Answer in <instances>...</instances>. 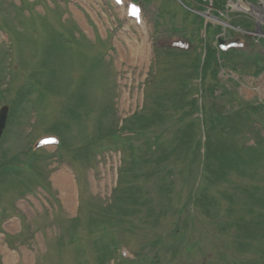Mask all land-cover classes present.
Returning <instances> with one entry per match:
<instances>
[{"label": "rangeland", "instance_id": "374dc122", "mask_svg": "<svg viewBox=\"0 0 264 264\" xmlns=\"http://www.w3.org/2000/svg\"><path fill=\"white\" fill-rule=\"evenodd\" d=\"M225 1V10L217 12L198 0H137L141 17L133 19L128 16L132 0L120 4L113 0H0V90L9 88L0 97V107L10 105L0 138V160L5 147L7 158L26 160L30 146L52 138L53 126L66 119L68 103L77 102L83 91L87 95L86 100L80 99L82 117L67 120L71 125L66 133L69 145L46 146L37 160L29 154L35 171L26 173L19 185L15 183L7 196H1L0 207L6 212L0 218V264H129L120 257L135 258L137 264L242 263L235 258L247 264L259 257L255 252H238L234 241L228 245L214 228L217 224L202 217L190 202L196 187V164L192 170L186 169L184 161L176 164L178 197L172 207L167 202L172 209L164 217L148 211L152 204L159 207L164 197L153 179L143 176L136 179L143 196L159 202L148 201V207L139 206L132 216H119L118 209L111 212L106 208L125 167L126 178L131 179L130 164L124 163L127 146L112 133L142 109L151 114L155 108L165 115V125L157 130L167 137L185 122L178 120L181 112L173 107L172 98L182 78L194 87L201 84L193 71L195 53L179 54L166 47L190 46V51H200L198 29L205 28V20L196 16L199 5L213 27L222 24L215 30L209 26L208 44L214 45L213 34L221 31L219 36L226 40L238 39L248 50L255 46L264 54L259 48L264 45L256 40L264 37L256 33L258 27L264 32V0ZM209 12L221 20L210 17ZM43 46L65 47L53 63L62 82L45 103L33 96V102L16 109L10 118L11 102L41 66ZM222 56L224 67L218 71L217 86H212L215 92L204 97L206 116L242 111L264 136V57L255 62L254 57L248 59L238 52ZM97 58L102 62L96 64ZM260 67V74H254ZM205 83H216L210 73ZM255 105L258 109L253 111ZM238 121L237 137L254 142L253 133ZM209 126L207 130H211ZM199 127L203 133L202 124ZM101 128L106 130L103 135ZM141 142L142 137H137L136 143ZM64 172L67 182L60 180ZM256 178L264 179V166ZM236 182L244 180L234 177ZM223 189L217 186L213 191L219 194ZM21 190L32 192L20 194ZM227 204L222 202L221 215L228 213ZM108 219L120 228L113 227L118 230L115 236ZM178 226V237L165 238L168 230ZM114 237L119 241L117 251Z\"/></svg>", "mask_w": 264, "mask_h": 264}, {"label": "trees", "instance_id": "16d2710c", "mask_svg": "<svg viewBox=\"0 0 264 264\" xmlns=\"http://www.w3.org/2000/svg\"><path fill=\"white\" fill-rule=\"evenodd\" d=\"M199 1L202 5L207 4L204 0ZM224 3V0H213V6L216 9H222ZM60 50L64 51L65 47L46 46L45 48L43 46L41 66L33 71L30 75V80L20 88L16 98L11 102L10 118L16 109L24 108L28 103L33 102V96L37 98L38 102L45 103L49 97L48 94L52 90L59 88L58 82H62L63 77L60 76L58 80V69L53 66V63L59 59ZM167 50L186 55L192 52L173 48H167ZM216 52L215 48L207 46V55L204 59L201 73L203 124L205 128L210 125L209 128L211 129L206 131L205 144L202 145L199 138L200 119L195 116L200 111L197 99L193 97L198 88L194 87L190 80L182 78L177 85V92L173 95L172 100L174 101L173 107L181 112L178 120H185V122L177 126L170 137L164 136L162 131L159 132L160 130H157L165 125L167 118L164 117L165 115H159V111L155 108L151 110V114L144 112V109L135 113L126 121L125 126L112 133V137L119 142H125L124 146H127V149L124 150V163L130 164L131 179L128 180L126 178L128 169L125 167L119 174L116 188L113 191V201L106 208L109 211L111 210V212L114 208L118 209L117 215L119 216H132L138 212L139 206L148 207V201L159 202L153 196H143L142 188L136 182L138 176H143L144 180L153 179L154 185L159 190H162L164 197L161 201L163 203H159V207H156V204H152L147 208L148 211L156 217H164L172 209L170 205L172 207L173 202H176V197H178V193L176 192V164L184 161L187 163L186 169L188 170H192L193 165L196 164V169L193 168L196 183L199 178L200 181L196 187L191 184L195 189L189 197L190 202H193L194 207L199 209L202 217H205L209 222L211 219L214 225L217 224V227L214 228L218 231L219 235L225 237L223 241H226L228 245L231 241H234L239 251L235 250L238 252H255L259 255V257L251 260V262L248 260L247 264H264V179L258 180L256 178L260 168L264 166V136L261 133L259 134L258 130H255V128H258L252 126V122L250 123L247 118L248 114L242 111L234 110L227 116L219 113L215 115V112H210L209 116H206L204 97L207 94L215 92L212 86H217L218 84V70L221 66ZM235 52L237 51L233 49L229 53H226V55L230 56ZM83 58H86V56ZM195 58L196 62L193 71L195 76H198V69L201 66V55L195 53ZM98 62L101 63L102 60L97 58L96 64ZM209 73L213 76L216 83L206 86V76ZM82 82H86V77L83 78ZM8 91V87L2 88L0 90V97ZM85 97L87 95H84L83 91L78 96L77 102L68 103L66 108L68 116L53 126L52 130L54 134L60 139V146L69 145L66 133L67 131L70 132L71 125L67 124V120L70 121L82 117L83 112L81 110L80 99L86 100ZM208 117L211 120L207 122ZM238 120L246 125L247 131L250 134L253 133V137H255L253 143L249 144L237 137ZM218 121H220V126H216ZM101 130V133L106 131L102 128ZM214 132H219L220 135L215 137L213 135ZM125 133H130L131 135H123ZM230 135L236 136L229 138L228 136ZM137 137H142L141 143L143 145L136 143ZM202 147L204 148L203 153L201 151ZM7 151L8 149L5 147L2 151L3 157L0 160V200L2 197L7 196L8 191L12 187H15V183V185L21 183L26 173L31 174L30 172L35 171L36 166L29 162V154L37 160L43 150L34 151L33 145H31L29 151L26 152V160L16 157L7 158ZM127 151H129L130 159L127 158ZM184 171L182 170V173ZM234 177L244 180V183H234ZM217 186L220 189H223L225 186L229 187L219 190L218 194L213 191ZM29 192L32 191L25 192L21 190L20 194H27ZM167 202L171 204L169 205ZM222 202L228 203L226 205L228 213L223 215L219 213ZM156 211L158 212V216L155 214ZM5 212V207H0V218ZM214 213L216 215L215 218L212 216ZM189 215L193 221L195 218L194 211ZM111 220L108 219L107 222H109L108 225H111L109 226L111 228L110 232L115 236L118 230L113 227H118V225L117 222ZM179 230H181L180 226L171 228L166 232L167 236L165 238L172 239L178 237ZM113 246L117 251L119 241L116 238ZM222 254L225 255L226 253ZM120 258L129 264H137L136 259ZM235 259L244 264L242 259ZM201 264L207 263L202 262ZM232 264L239 263L235 261Z\"/></svg>", "mask_w": 264, "mask_h": 264}, {"label": "water", "instance_id": "95a60500", "mask_svg": "<svg viewBox=\"0 0 264 264\" xmlns=\"http://www.w3.org/2000/svg\"><path fill=\"white\" fill-rule=\"evenodd\" d=\"M8 112H9V106L8 105L1 107V109H0V136L2 135L3 130L6 126Z\"/></svg>", "mask_w": 264, "mask_h": 264}, {"label": "bare ground", "instance_id": "6f19581e", "mask_svg": "<svg viewBox=\"0 0 264 264\" xmlns=\"http://www.w3.org/2000/svg\"><path fill=\"white\" fill-rule=\"evenodd\" d=\"M240 8H242L241 6H240ZM259 30H261V29H259ZM256 33H257V31H256ZM258 34V33H257ZM66 173L64 172V174L62 175V179H60L61 180V182H67V176L65 175Z\"/></svg>", "mask_w": 264, "mask_h": 264}]
</instances>
